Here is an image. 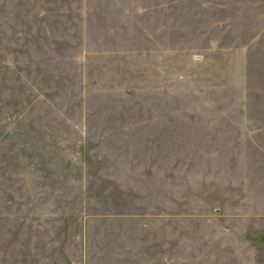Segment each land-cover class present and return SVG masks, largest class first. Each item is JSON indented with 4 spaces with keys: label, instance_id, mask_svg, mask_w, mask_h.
Here are the masks:
<instances>
[{
    "label": "rangeland",
    "instance_id": "rangeland-1",
    "mask_svg": "<svg viewBox=\"0 0 264 264\" xmlns=\"http://www.w3.org/2000/svg\"><path fill=\"white\" fill-rule=\"evenodd\" d=\"M0 264H264V0H0Z\"/></svg>",
    "mask_w": 264,
    "mask_h": 264
}]
</instances>
